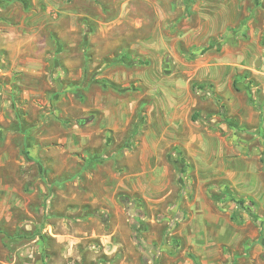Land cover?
<instances>
[{
    "label": "rangeland",
    "instance_id": "374dc122",
    "mask_svg": "<svg viewBox=\"0 0 264 264\" xmlns=\"http://www.w3.org/2000/svg\"><path fill=\"white\" fill-rule=\"evenodd\" d=\"M262 229L264 0H0V264L262 263Z\"/></svg>",
    "mask_w": 264,
    "mask_h": 264
},
{
    "label": "crops",
    "instance_id": "0c3cea01",
    "mask_svg": "<svg viewBox=\"0 0 264 264\" xmlns=\"http://www.w3.org/2000/svg\"><path fill=\"white\" fill-rule=\"evenodd\" d=\"M225 49H226V53H225V57H223V58H221L220 60H213V59H211V58H209L206 62H205V66H206V69H210V71L212 70V68L213 67H218V68H220L221 69V73L223 72V73H225V74H233V84H234V81H235V79H236V77H237V72H235L234 71V66H236V65H238V63H239V61H240V59L238 58V56H237V54H235L234 53V51H231L230 52V50H229V48H228V45H225V47H224ZM246 55L247 56H253L254 55V53H250L249 51L246 53ZM30 60H36L34 57H32V59H30ZM212 67V68H211ZM215 75V74H214ZM210 76H213V74H212V72H211V74H210ZM209 77V76H208ZM229 98H231V97H229ZM118 107V108H117ZM117 107H115L116 109V111H115V113H117L120 117H121V119H123V120H125L126 119V117H127V114H132V112L134 111V106H131V107H126V106H123V105H120V106H117ZM112 106L111 107H108V109H107V111H105L104 113H106L105 115H106V117H108V122L107 123H109V121H110V117H109V115L111 114V112H112ZM109 114V115H108ZM125 116L126 115V117L125 118H122V116ZM106 122V121H105ZM125 124L126 123H128V118L125 120V121H123ZM107 125V126H106ZM103 124V123H100V124H98L97 125V127H95L94 128V130H95V132H102L103 130H105V129H109V128H111L112 126L110 125V124ZM111 126V127H110ZM15 130V132H19V133H22V135L23 136H25V129H23L21 132L19 131V129L17 128V129H14ZM85 133H83V135H84ZM87 135H88V133H86ZM202 210V209H201ZM239 259V258H238ZM241 259V258H240ZM248 259L250 260V261H252V263L251 264H264V262H262V263H260V262H258L257 263V260H258V258H256L255 257V255H251V256H249L248 257ZM256 261V262H255Z\"/></svg>",
    "mask_w": 264,
    "mask_h": 264
},
{
    "label": "trees",
    "instance_id": "16d2710c",
    "mask_svg": "<svg viewBox=\"0 0 264 264\" xmlns=\"http://www.w3.org/2000/svg\"><path fill=\"white\" fill-rule=\"evenodd\" d=\"M232 37H233V34H232L231 38ZM124 62L128 63L127 59H124ZM234 86L236 87V81H234ZM180 163H184L185 164L184 159H181ZM185 170H186V168H183L180 171L184 172ZM230 192H231L230 193L231 198L237 203L238 207L242 208L245 211H247V212L252 214V209L250 208V205H255V202L253 200H251V199H247L245 197H240L236 193H234L233 191H230ZM254 216H255V218L257 220H259V217L257 215H254ZM232 218L234 220H236V222H238V223H242L243 222V219H242L241 215H239L238 212L233 213ZM261 234H262L261 243L264 245V229H262ZM10 240H11L10 237L8 235H6V237L4 238V242L5 243H9Z\"/></svg>",
    "mask_w": 264,
    "mask_h": 264
}]
</instances>
